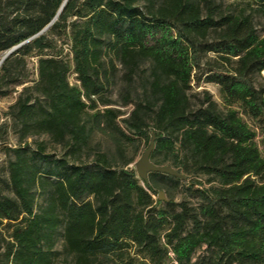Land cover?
<instances>
[{
	"label": "trees",
	"instance_id": "16d2710c",
	"mask_svg": "<svg viewBox=\"0 0 264 264\" xmlns=\"http://www.w3.org/2000/svg\"><path fill=\"white\" fill-rule=\"evenodd\" d=\"M64 1L0 0V98L21 87L0 124V264H264V0ZM117 66L126 88L146 72L123 130L103 100ZM201 82L221 108L192 99ZM102 124L154 136L150 162L184 179L94 152ZM179 188L196 205L158 200Z\"/></svg>",
	"mask_w": 264,
	"mask_h": 264
},
{
	"label": "rangeland",
	"instance_id": "374dc122",
	"mask_svg": "<svg viewBox=\"0 0 264 264\" xmlns=\"http://www.w3.org/2000/svg\"><path fill=\"white\" fill-rule=\"evenodd\" d=\"M216 4H220L223 9L228 10L231 5V0H214ZM255 26L259 34H262L261 28L264 27V23H262V19L256 17L254 20ZM213 56L210 54H207L203 61L212 59ZM35 61L31 60L29 61L27 65V72L29 73L30 80L35 78ZM116 73L113 78V84L111 85L109 91L104 96L103 100L107 101L110 104V108L119 110L123 113V116L118 119L119 121V128L123 130V125L121 123L122 119H125L128 114L133 110L134 108V102L137 100V95L140 94V81L139 79H143L146 76L145 67H141V72L138 73L137 78L133 81L132 85H130L128 88L125 87V84L123 82V71L121 70L120 66H117ZM262 76H264V72H262ZM69 83L73 84L74 81L72 80V77H69ZM17 93L21 90V87H17L15 89ZM129 91V98L125 99V91ZM202 91L208 92L212 100L218 105L219 108H221V99L219 96V88L218 86L214 84H207L204 82H201L198 87L193 86L191 94L196 95L195 98L201 100L202 97L200 93ZM17 93H11L10 96H7L5 98H0V124L4 123L5 121V114L10 107V105L13 104ZM129 100V101H127ZM127 101V102H126ZM97 102V110L103 111L104 107L101 104L100 100H96ZM243 120L249 124L250 121L246 118L242 117ZM260 141V140H258ZM6 145L9 147H14L16 144V137L11 132L8 133L7 139H6ZM43 142L45 145V151L48 154H55L60 155V149L58 147H55L46 136L41 137H31L27 140V144L30 146V148H34L36 143ZM118 143L119 149L125 150V157L126 159L130 160L129 165L127 166L128 169H134L135 164L140 159L143 152L146 150V146L143 145L141 142H134L133 144H129L124 141V139L120 136L118 131L114 129H108L103 124L101 127L96 128L93 130L91 134V146L93 147L94 152H100L107 154L111 159L119 162V157L117 155V145ZM92 157V155L90 156ZM6 160V156L3 154V152L0 150V177L4 176L3 172V166ZM200 180L204 182L205 178L201 177ZM159 192H163L166 199L172 198L175 202H180L183 200L190 201L192 205H196V201L192 200L188 197V195L184 192L183 189H176V190H160ZM4 238L5 235L4 234ZM59 248V247H58Z\"/></svg>",
	"mask_w": 264,
	"mask_h": 264
},
{
	"label": "water",
	"instance_id": "95a60500",
	"mask_svg": "<svg viewBox=\"0 0 264 264\" xmlns=\"http://www.w3.org/2000/svg\"><path fill=\"white\" fill-rule=\"evenodd\" d=\"M67 0H65L58 12V14L61 12L62 8L64 7ZM15 50L12 49L9 51L0 61V64ZM154 148V136H152L148 147L141 155L140 159L134 166L135 173L137 175V178L143 182L147 181L148 174L157 173L162 175H167L170 177L178 178V179H184L183 176H181L177 171L171 169L168 166H155L153 165L150 160V154L153 151ZM158 200L161 202H166V198L164 196L163 192L158 193Z\"/></svg>",
	"mask_w": 264,
	"mask_h": 264
}]
</instances>
